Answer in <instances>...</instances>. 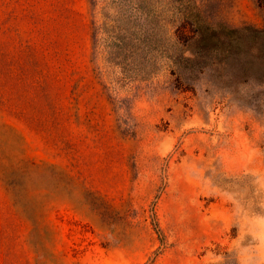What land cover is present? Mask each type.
<instances>
[{
	"label": "rangeland",
	"instance_id": "374dc122",
	"mask_svg": "<svg viewBox=\"0 0 264 264\" xmlns=\"http://www.w3.org/2000/svg\"><path fill=\"white\" fill-rule=\"evenodd\" d=\"M217 25L264 0H0V264H264V45Z\"/></svg>",
	"mask_w": 264,
	"mask_h": 264
},
{
	"label": "trees",
	"instance_id": "16d2710c",
	"mask_svg": "<svg viewBox=\"0 0 264 264\" xmlns=\"http://www.w3.org/2000/svg\"><path fill=\"white\" fill-rule=\"evenodd\" d=\"M208 29V28H206ZM208 30L201 29L198 31V39H203L207 45L214 44L217 50L226 52L232 49H240L245 43L249 46L258 48V43L264 45V26L262 28H254L244 25L239 28H229L224 25H217L216 28ZM264 48V46H263Z\"/></svg>",
	"mask_w": 264,
	"mask_h": 264
}]
</instances>
